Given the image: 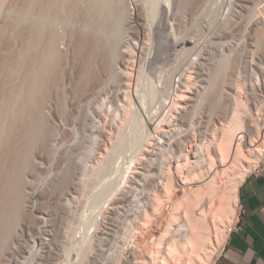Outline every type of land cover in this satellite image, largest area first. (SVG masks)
Masks as SVG:
<instances>
[{"label": "bare ground", "instance_id": "6f19581e", "mask_svg": "<svg viewBox=\"0 0 264 264\" xmlns=\"http://www.w3.org/2000/svg\"><path fill=\"white\" fill-rule=\"evenodd\" d=\"M4 1L5 0H0V10L3 6ZM68 1L69 0H43V2L42 1H40V2L39 1L38 2L32 1V2H30L29 8L30 9L37 8L44 15H46L48 13V11L52 10V9L58 13V12H60V10L63 9L66 2L68 3ZM73 1H74V3H72ZM136 1H138V0H72V2H71L72 7L74 6L73 9L82 5V7H81L82 8L81 9L82 10V14H81L82 16L81 17H82V20L84 22L83 23L84 29H83V33L81 34V35H83V37L82 36L80 37V38H82V41L79 40L80 42H79V46L77 48L82 49L80 51L85 53V55H86V51H87V60L85 61V59H84L85 63L87 62L86 64L84 63V66H87L86 72H85V70L84 71L82 70L85 73L84 76H86V75L89 76V74L91 73V75H90V77H91L94 74L92 71L88 72V71H90L89 68H91L90 64L93 61L92 59H95V57H97V55L99 56L98 52L103 51L102 58H103V61L105 63V66L110 71L109 76H111V78H112V76L113 77L115 76V78H116L118 75V77H119V81L117 80L119 89H118V91H116V90L115 91L118 92V94L124 95L125 101L128 102V103H126V106H125V103H124L125 101L124 102H123V100H122V102L120 101L121 104L123 103L122 104L123 108H121L124 112V114H122L123 116L120 114L121 109H119L120 111L118 109H116V110H118V114H120L123 117V119H124L126 114H127L126 118L129 119L128 117L131 115V114H128V113H130V109H129L130 107H131V109L135 110L134 106L139 105L137 102L136 103L138 105H134L136 103H133V101L135 102V100H133V97L135 99V95L138 96L137 98H139L138 100L140 102V106H138L139 108L137 107L136 109L138 110V109H141V107H142V108H144L143 110H146L145 108H146V104L148 101H147L145 92H144V94H145L144 95L143 93L140 94L141 89H140V92H139L138 88H136L134 90V92L132 89V86L134 84L133 81H134L135 75L137 73H139V71L143 72L142 69L140 68L141 70H139L136 74L134 73L137 70L138 62H141L144 59V61L142 62L143 64H141L142 67L147 64L148 69H151V71L154 72L155 70L157 71V69L159 67L158 63H161L164 59L170 57V54L172 55V53L169 54V49H170L169 47L173 46L171 44L172 41L170 42L171 39L169 40L170 35L169 36L167 35V37H166V36H164V34L160 33V31H163L162 29L168 28L169 20L170 19L178 20L181 16H183V12H185V11H186L187 15H189L190 19H193V20L194 19L198 20L200 18L202 19L203 17L212 16V15H215L216 13L220 12V10H218V8L217 9L213 8V5L217 3L216 0H162V1L161 0H140L142 2V5L140 8H136L137 7V6H135L137 4ZM254 1H257V0H254ZM259 1L261 2L262 0H258L257 2H253V0H232L229 3L230 7L227 8V15L225 17H227V19H237V18L243 19V17H245L246 15H250V11L253 9V4L257 5V3ZM263 2H264V0H263ZM191 4H195V6L202 4L204 8L199 11L195 8L194 5L192 6ZM222 5H223V3H222ZM199 7L201 9V6H199ZM217 7H219V6H217ZM223 7H225V6L223 5ZM107 8H109L111 10V12L113 13V17H112L114 19L113 25H112V20H110L111 18L108 17V16H111L112 14L108 15L109 13L106 12ZM254 8H255V6H254ZM219 14L218 15L221 16L222 11ZM179 20H181V19H179ZM134 21H136V24L134 23ZM15 24H17V23H15ZM110 24L112 25V28H111ZM114 25L115 26L117 25L116 31H115V28H113V27H115ZM123 25L124 26L128 25L127 26L128 28L126 30V32H127L126 34H125V31L123 34V31H122ZM235 27H238V26L236 25ZM109 28L111 30L112 29H114V30L111 31V30H109ZM118 28H119V30H118ZM124 30H125V28H124ZM174 30H175V28H174ZM229 30L227 29V30H225V32H222V31H224V30H222L221 32L216 33L214 37H216L217 39L220 40V42H219V46H220L219 48H221L220 52H223V51L226 52L225 50H229V52L222 53V57L220 58V59L224 60V62H222V64L224 63L223 67L224 68L225 67H230V68L232 67L234 69V67L236 66V63H237V59L239 57V55H238L239 54V48H241V47H239L240 44L237 45L239 48H237V46L235 47L234 45H233L234 47L231 46L233 44V41L228 40V38L233 37L235 33L234 34L232 33L233 27H232V30H230V31ZM109 31H111L110 33L111 34L113 33L114 36L111 35L110 33H108ZM113 31H115L117 33L113 32ZM121 31H122V33H121ZM167 31L169 32L168 29H167ZM193 32H195V31H193ZM169 33H171V32H169ZM54 34L55 33H53V35L50 34V36L47 37V39L45 38L46 39L45 46L41 52L39 51L38 56L35 54H34L35 55L34 56L32 54V56H34V57H32L30 54L31 57H30L29 62H31V58H32V60L34 59L36 61L35 62L36 65L33 64V62H34L33 61L32 64H33V66L34 65L35 66H34L33 70L31 68H30L31 70L29 69L30 71H32V72H30V74H28L27 76L25 75L26 78L23 80L24 82H23L22 86H20L19 88L17 87L18 89H15L16 87L15 88L12 87L13 89L10 90L11 91L10 94L12 97L10 96L11 97V104L8 108L9 121L8 122L6 121L5 123L1 122L2 124L0 126V131H3V132H4V130L2 128H4V129L6 128V130L8 128V130H7L8 134L7 133L5 134L6 136L8 135L6 137V139L8 141L7 142L5 141L6 142L5 148L6 149L3 148L6 152L3 151L4 154L2 152L1 154H3V156L1 155L2 158H0V182L2 181V183H0V251L2 250L3 252L5 251L4 247H6L8 245V243L10 244V242H9L10 240H11V244H14V243H12V236H11V235H14V230L12 231V229H14V228L10 229L11 228L10 225H12V216L14 215V212H16L15 209L19 208L23 204V203H17V201L22 202L20 200V196H19L20 194L18 195V193H21L20 192L21 190L19 188L20 185L24 184L22 182L23 178L21 177V173L23 174V172H21V173L19 172V171H22V170H19L20 166L23 165L22 164L23 162L27 164L29 157H31L29 154L30 149H31V153L33 154L34 149H32V148L36 147L37 145L38 146L39 145L45 146V145H47L48 141H49V143H51V141L49 139L51 137L53 138V136H51L52 134L51 135L48 134V132H51V131L45 130V126H46L45 124L46 123H45L43 114L41 112V107H42V104L44 102L45 95L48 91V87L49 86L51 87V85H54L56 83V80H58L57 78L59 76H57V75L59 74L60 70L63 69V67H62L63 61L66 59L65 58L66 53L62 51L63 53H65V56H64L63 53L61 54V52H59L60 51L59 48H57L55 46L57 38H55L56 35L54 36ZM121 34H122V36H121ZM165 34H166V32H165ZM185 34H183V38H181L182 35L180 37L182 39L183 43L186 39ZM119 35H120V37H119ZM174 35H176V33H174ZM187 36H188V33H187ZM38 37L39 36H37V38ZM41 37H43L42 34H41ZM176 38H177V40L175 41V39H174V42H176L178 44L177 41H179V40L181 41V39L178 37H176ZM261 38H263V37H260V41H257V49L258 50H264V39H261ZM38 40H36V42L32 44L34 46V48H36L38 46L37 44L40 43V41H38ZM190 40L191 39H188L185 45H187L188 41H190ZM230 42H232V43H230ZM31 43H30V45H31ZM239 43H240V40H239ZM177 44H175V46ZM32 45H31V47H33ZM184 48H187V47H184ZM24 49H26V48H24ZM79 49H78V52H80ZM147 49H149V51ZM83 50H86V51H83ZM175 50L177 53L176 55H179L182 52V49H179V48H177ZM146 51H148V52H146ZM255 51H256V48H255ZM144 55H145V57H144ZM207 58L209 59L208 56H207ZM207 58L205 56H201L202 60L200 59V61L197 63L195 61V63H193L192 65L190 63L191 66L187 67V69L183 73H181V74L179 73L180 76L178 79H176L177 87L175 90L173 89L174 95L172 97L170 96L171 97V99L169 98L170 101H167V103H166L165 100H159L156 103V105H154L155 107L157 105H159V107L157 106L158 108L157 107L156 108H157V112L159 111L160 114L157 116V118L151 114L149 119L148 118L147 119L149 120L148 124H150L155 129L156 133L151 134L149 137H147L148 140H146L145 141L146 143L144 142L145 144L142 145L144 147H141V152H139V153H141V156L139 155L140 160L138 159L139 160L138 162H139V164L141 163V166L137 167V165L135 166V164H134L132 169H131V172H129V171L123 172L122 171V173H120L118 180L115 183L113 182L114 184L113 183H111V185L108 184L107 185L108 187L105 188V189H107V191L109 193V194H107L105 199L106 200L111 199V201H110L111 203L112 202L113 203H116V202L119 203V201L117 199H116L117 200L116 201L114 198L117 197L118 192L119 191L121 192L122 189L125 191L126 187H129L130 188L129 190L131 192L133 191V189L134 190L138 189V187H140V189L142 190V192H141L142 196L140 198H141V201H142V199L144 201L143 202V208L140 207V208H142L141 209L142 211H140L139 210L140 208L137 207L136 210H139L140 213H139V216L137 215V218H138V219L136 218L137 221L135 220L136 225L133 223L135 225L134 228L136 229L137 237L138 236L142 237L141 234L144 231V229L146 228V225L148 224V222L150 220H152V218H154V215L159 210H161V208H163L162 206L164 204L165 199L174 193V190H175L176 186L178 185V183L180 185H182L184 188H188L189 190L194 191V193H196V199L192 200L191 203L187 204L186 206H184V208H182L181 217H183V218H181L180 220H177V221L175 220V222H173L172 224H169L163 230V232L157 237V241H156L154 251L152 252V254L149 256L148 255L146 256L139 249H138L139 251L137 249L134 250L135 249V247H134L132 251L130 250L131 251L130 255L134 256L135 263H133L131 259H130L131 260L130 263L132 262L133 264H212L211 261L213 262V260H214V259H212V257L216 253V251L218 250L217 244L221 241H224V242L226 241V238L228 237L227 232L229 230L230 225L233 222V218L236 220V217H237L236 207L238 206V202H239V198H238L239 185L245 179V177L248 176V174H250V172L257 165V162L259 159V152H260V148H261V143L263 142L262 140L264 138V105H262L261 107L259 106V104H256L255 107H253V106L250 107L247 105V103L242 98L243 96L241 95L243 87L245 86L243 82H240L241 80L239 81V79H236V82H234L235 80L232 79V81H231V79H230L231 82H228L226 80L227 78L224 76L225 80L228 83H230V85L232 86V87L230 86L231 89L236 90L237 93H235L236 94L235 96L232 95L231 92L229 93L234 98L232 115H230V117H228L226 122L224 120H222L221 117H219L218 120H219V123L221 124L220 126L215 121L213 122L214 128L212 127L213 128L212 132L209 131L211 133L210 139H208L210 137L209 135H207L208 137L206 136L204 140H203V138L199 137L201 139V141L196 139L197 133L202 134L201 131L199 132V130L202 127L201 123H204L201 121L202 120L201 118H200V120H198L199 119L198 118L197 121H194V117L197 116V115H195L196 113H194V114L192 113L195 116H192V114H191L193 119H192V121L189 120L188 122L185 121V120H187V118L186 119L184 118L185 119L184 120L183 118H180L178 115L181 112V110H184V111L188 110L187 108L193 104L192 103L193 101H195V99H196L195 97L198 93V87L202 86L198 82H201L203 84V83H205V81H207L206 76H208V75H206V70H205L206 65H209V64H206ZM210 59H212V58H210ZM253 60H254V58H253ZM19 63H20L19 66L21 67V62H19ZM222 64H221V66H222ZM22 65L24 66V64H22ZM101 65H103V64H101ZM30 66H32V65H30ZM60 66L62 68H60ZM138 67H141V66H138ZM144 67H146V66H144ZM59 68H60V70L57 71ZM220 69L221 68H219L218 70H220ZM159 70H161V69L159 68ZM62 72H61V74H62ZM55 74H56V77H55ZM61 74H60V76H61ZM94 75H96V74H94ZM84 76H83V78H84ZM140 76H142V75L140 74ZM96 77L94 79H92L93 80L92 84L88 88V90H86L87 92H86L85 97H89V98L92 97L95 99L97 96H100L103 91H106L107 88L106 89L104 87L99 88V87H101V84H102L101 82H103V81H100V79L96 80ZM217 77H218V75H217ZM91 78H93V77H91ZM220 78H222V77H220ZM137 79H135V80H137ZM89 80H90V78H89ZM139 80L141 81V77H139ZM80 81H82V80H80ZM86 81L87 80L85 79V82ZM138 81H136L135 83H137ZM164 81L162 80V82H164ZM90 82H91V80H90ZM88 83L86 84V88L88 86ZM107 83L110 84L109 82H107ZM138 84L139 83H137V85H135L134 87H137ZM155 84H156V82H155ZM114 86H115V84H114ZM208 86H210V85H208ZM78 87H80V86H78ZM105 87H107V86H105ZM115 87H117V86H115ZM149 88H151V87H149ZM155 91H157V90H155ZM155 91H154V93H155ZM119 96H117V99ZM154 98H155V95L152 94L150 96V99L154 100ZM254 98H256V97H254ZM103 99L104 98H102L101 100L103 101ZM114 99H116V97ZM107 100H110V99L108 98ZM119 100H120V98H119ZM196 100H199V99H196ZM98 101H100V100L98 99ZM200 103L202 105L203 102H199V104ZM100 104H99L100 108H101V106H104V107L106 106V107H108V109H111V110L113 109V108H110V106H108V103L105 104L104 102H102ZM110 104H112V103H110ZM199 104L197 106H199ZM154 106L152 108L153 110H154ZM197 106L195 107L196 109H197ZM177 107L181 110L177 109ZM98 109H99V106H98ZM98 109L96 111L100 110V109L99 110ZM150 109H151V107H150ZM128 110H129V112H128ZM137 110H136V112H137ZM2 111H4V109ZM126 111L128 113H126ZM116 112L114 111V114ZM151 112H152V110H151ZM157 112H155L156 115L158 114ZM4 113H6V112H4ZM94 113H97V112H94ZM101 114L105 115L106 113H101ZM142 114H143V112H142ZM148 114H150V113H148ZM107 115L108 114H106V117H107ZM99 116H102V115H99ZM116 116H117V113L114 117H116ZM198 116H201V115H198ZM95 117H97V116H95ZM103 117H105V116H103ZM111 118L113 119V121L115 120L113 117H111ZM126 118L124 120H126ZM106 119H108V118H106ZM260 119L263 120V122ZM95 120H96V118H95ZM99 120L100 119H97V121H99ZM121 120H122V118H121ZM124 120H122V122ZM97 121H95V122H97ZM118 121L117 122L114 121V122L118 123ZM204 121L206 122L205 119H204ZM107 122H108V120L104 121V125L102 127H100V129L102 128V130L99 131V132H101V134L103 135L104 138H102V140H103V144H101L102 146L98 145V146H101L98 148L99 150L97 151V154H96V157H98V159H99V157L101 159H103V157H106L108 155L110 156L108 150L111 148V151H113L112 149L114 147L113 143L111 144V142H113V141L116 142V140H112V137L115 138L114 137L115 133L112 132L111 127L107 128L108 124H109V123L107 124ZM146 122H147V120L145 119V123ZM207 122H209V121H207ZM101 123H103V122H101ZM111 123H110V125L113 124V123L112 124ZM120 124L122 125V123H120ZM204 124H207V127H206V129L208 128L207 130H209L210 125L212 126V124H209V123H204ZM250 125L253 126V128ZM116 126H118V124ZM204 126H206V125H204ZM204 126H203V128H205ZM249 126L251 127V129H249ZM62 127H65V126H62ZM118 127H119L118 129L121 130L123 125L118 126ZM97 128H99V127H97ZM149 128L150 127H148V129ZM206 129H204L202 131H207ZM114 132H115V130H114ZM209 132L207 134H210ZM119 133H117V134H119ZM148 133H152V132H150V130H149ZM178 133H183L182 135H184V136H185V134L187 135L188 133H190V135H192V137L189 135L188 136L191 138H194L195 141L191 140L189 138H187V140H186L187 136L184 138L182 135H180V139H178L176 137V135H178ZM123 134H125V133H123ZM156 134H158V135L155 136ZM204 134H205V132H204ZM204 134H202L201 137H203ZM120 135L122 136V133ZM120 135H119V137H120ZM98 136L100 137V135H98ZM137 136L140 137V134ZM3 137H1V138H3ZM54 137H55V140H53V141L55 142L57 138H56V136H54ZM65 137H66V135H65ZM116 137H117V135H116ZM138 137H135L136 141L138 140L137 139ZM182 137L185 140L181 139ZM155 138H157V140H158L157 142H156ZM61 139L62 138H60V140ZM2 140L4 141L5 138ZM60 140H59V143H60ZM186 141H188V143ZM54 142H52V143H54ZM108 142H110V144L112 145V146L110 145L111 146L110 148L107 146ZM56 143L57 142H55L54 144H56ZM51 144L47 145V149L45 148V152H42L44 147L41 148L42 151L40 153L36 151L37 153H39L38 157L40 159H42V160L48 159L49 160V158L51 156L50 154H52V150L54 148L53 146H55L54 144H52V146H51ZM56 147L57 146H55V148ZM55 148H54L53 156L55 155V153H57L55 151ZM39 150H40V148H39ZM158 151L160 152V155H159ZM176 152H178L179 154L175 155ZM5 153L7 155L10 154L11 156H13V154H14L15 160L13 159L14 162H13V160H10L13 162V165L9 168V170L6 169V167L4 166L5 158L3 160V157H5L4 156ZM86 153H88V152H86ZM166 154H168L169 157L165 156ZM83 157L84 156L79 157L80 162H81V159H83V161H84L85 157L84 158ZM96 157H95V159L97 160ZM106 158H108V157H106ZM158 158H159V160H158ZM53 160H55V159H53ZM104 160H105V158H104ZM10 161L7 160L8 163ZM49 161H51V160H49ZM140 161H142V162H140ZM51 163H53V162H50V164ZM97 163L98 164H95V165H97L98 171H99V169L102 170L105 167V164L103 165V162H101L103 168H101V165H99V162H97ZM50 164L48 166H50ZM86 167H87V165H86ZM94 167H95L94 171L96 170V172H98L96 169V166H94ZM23 168L24 167H22L21 169H23ZM88 168L89 167H87V169ZM87 169H84L82 172L78 171V173H81V174H77L78 176H75L74 179L71 176V182L68 183L67 193H66L67 195H69L71 197L70 198L66 197L67 201H69V200H71V202H73L72 200L76 201V198L78 196H76L74 193H77L79 191L82 192V190H79V189L81 187H83V184H84V183L82 184V180H84L83 175L87 176L86 175L87 173H85L86 172L85 170H87ZM76 173H77V171H76ZM80 175L83 178L79 177ZM94 175L97 176L96 174H94ZM104 175H105V173H104ZM92 177H93V175H92ZM21 178H22V180H21ZM102 180H103V178H102ZM137 184L140 186H138ZM2 185H3V187H2ZM21 189H22V187H21ZM14 190L19 191V192H17L18 198L17 197L15 198L16 192H14ZM129 190H126V191H129ZM23 191H24V189H23ZM31 191H29V192H31ZM56 191H57V189H56ZM124 191L122 192V194L124 193ZM130 191H129V194H131ZM53 192H55V191H53ZM35 194H36V192H35V190H33L30 195L33 196ZM13 195H14V199H13ZM201 195L203 197L202 201L200 199L201 197H199ZM120 196L121 195H119L118 198H121L123 201L124 199L122 198V196L121 197ZM198 197L200 200L197 199ZM37 198H38V195H37ZM103 201H105V200L103 199ZM136 201L138 202V200H136ZM197 201L199 203L201 202L200 205ZM42 202L43 201H41V203ZM137 202H136V204H137ZM24 203H26V201ZM33 203H35V202L33 201ZM69 203H70V201H69ZM102 203H104V202H102ZM123 203H125V201ZM99 204H100V206L104 205V204H101V202ZM105 204H106V201H105ZM23 205H25V204H23ZM28 205L29 204L26 203L25 207ZM33 205L34 204L29 205V206H31V208H29L31 210V212L36 210V208H34L35 206H33ZM108 205H110V204H108ZM118 205L115 204L113 206H115V207L118 206L117 208H119L120 204H118ZM123 205L121 204V207H123ZM197 205H199V207ZM14 206H15V209H14ZM16 206H18V207L16 208ZM21 207H20V209H22ZM25 207H23V209ZM132 207H134V202L132 204ZM17 210H19V209H17ZM112 210H117V209L112 208ZM137 212L138 211L135 212L133 210V212L131 214H133V213L136 214ZM32 214H34V212ZM26 217L30 218V216H28V215ZM106 217H107V215H106ZM24 220H26V222H23L22 225L20 224L21 227L20 226L18 227V230L20 232L15 233L16 234L15 239H16L17 243L20 244L19 247H17L18 245L16 246L17 253L12 254L13 249L10 247L12 245H10V246L8 245L12 249L11 254L9 253L11 255V258H8V260H12V257L16 258V261L18 264L20 262L19 257L23 256V254L26 251V248L27 247L31 248L33 246V244H31L32 245L31 246L28 243L29 241H27V239H25V237L30 236L31 239L29 237L28 238L30 240H33L31 236L34 234V231L36 230V228L35 229L32 228V227H36L35 224H34L35 225L34 226L31 222V224L33 225L32 226L29 223V221L27 222V219H24ZM13 221H15V220L13 219ZM93 222H94V220H93ZM91 225H93V223ZM12 227H14V226L12 225ZM37 227H39V226H37ZM15 228H17V227H15ZM39 228H41V227H39ZM103 228L104 227H102L101 230L106 231V229L105 228L103 229ZM46 229L44 227V230H46ZM39 232H41V230H39ZM95 232H96V230H95ZM38 233L36 231L37 235H39ZM107 233H110V232H107ZM41 234H42V232H41ZM46 234H47V232H46ZM34 237H36V236H34ZM137 237L135 239H139V237L138 238ZM44 238H46V237H44ZM34 240H33V242H34ZM41 240H42V238H41ZM110 240H111V238H110ZM129 240H130V238H129ZM13 241H15V240H13ZM16 241H15V244H16ZM55 241H56V239H55ZM39 242L41 244V249L43 252L41 251L42 253H39V255L37 256L36 259L31 257L33 259V262L31 261L30 263L26 262L29 259V257H27L28 255H27L26 258H28V259L24 260L25 261V262H23L24 264L25 263H27V264H32V263L33 264H63V261L61 258L63 256V254H65V252L67 251V248H68V246H66L64 244L63 240L61 241L59 239V242L56 241L58 243L55 242L56 246H57L56 249H51V248L48 249L47 246L49 247V245L46 244L47 243L46 241L42 240ZM35 244H36V242H35ZM112 244H114V243H112ZM116 244H118V243H116ZM9 247L7 249L8 251H9ZM125 248H129V247L127 246ZM137 248H139V247H137ZM69 249L70 248H68V250ZM130 249H132V247ZM110 250H112V249H110ZM110 250L108 253L106 251L101 252V256H100L99 260L102 264H109L110 260H111V264H118L119 259H117V257L119 258V256H114V254H113L114 258H112L110 255V253H111ZM28 251L31 252V251H33V249L31 251L28 249ZM3 252H1V253H3ZM33 252L31 253L32 255H33ZM36 253H38V252H36ZM35 257H36V255H35ZM6 260H7V258H6ZM82 260H83V258H82ZM10 262L11 261H8V263L7 262L6 263L10 264ZM120 262L122 264L121 259H120ZM2 263H4V262H2ZM95 263L97 264V260Z\"/></svg>", "mask_w": 264, "mask_h": 264}, {"label": "rangeland", "instance_id": "374dc122", "mask_svg": "<svg viewBox=\"0 0 264 264\" xmlns=\"http://www.w3.org/2000/svg\"><path fill=\"white\" fill-rule=\"evenodd\" d=\"M32 1L33 2L34 1H37V2L42 1L43 2V0H29V1L28 0H5L3 2V6L0 10V114H1L0 115V126L2 123L9 121L8 108L11 104V97H12L10 94L11 93L10 90H12L15 87H16L15 89H18L20 86H22V84L24 82L23 80L26 78V76L28 74H30V72H32L30 70L31 69L33 70L34 66L36 65V63H35L36 61L34 59L32 60V58H31V62H29L30 57L32 56V54L33 55L35 54L38 56L39 51L41 52L45 46V43H46L45 41H46L47 37H49L50 34L53 35V33H55L54 36L56 35L57 37L55 36V38L58 39V40L56 39V45L55 46L57 48H59L60 51L57 48L56 49L59 52H61V54L63 52H65L66 53V57H65L66 59L64 58L65 60L63 61V65H64V66L62 65L63 69L60 70V68H62L60 66V68L57 70V71L60 70L59 74L57 73L58 74L57 76H59L57 78L58 80H56V83L54 85H51V87L50 86L48 87V91L45 95L44 102H43L42 107H41V112L43 114V117H44V120L46 123L45 124L46 125L45 130L51 131V132H48V134H50V135L52 134L51 136H53V138H54L53 139L49 135L52 138V139L50 138L49 140L52 143V142H54L53 140H55L54 136H56V138H57L55 141L57 143L56 144H54L55 142L52 143L55 146H57L56 148H55V146H53L57 153H55V155L53 156V153H54V148H53L52 154H50L51 156L49 158V160H51V161H49L48 159L42 160L38 157V154L42 151L41 148L44 147L42 152H45V148L47 149V145L51 144L48 141L49 144L47 143V145H45V146H42V145L38 146L37 145L36 147L32 148V149H34L33 154L31 153V149H30L29 154L31 157H29V160H28L29 163L26 161L27 164L24 162L22 163L23 165L20 164L21 166H20L19 170H22V171H19V172L20 173L23 172V174L21 173V177L23 178V180H22V178H21V180L24 184L22 183L23 185H20L19 188L21 190L20 191L21 193H18V195L20 194L19 196H20V200L22 202H18L17 200L16 201H17V203H23L25 205H26V203L29 205L34 204L33 206H35L34 208H36V210H34L33 211L34 214H32L33 212H31V210L29 209V208H31V206H29V205L26 206L27 207L26 208L25 205L22 204L23 206L22 205H21L22 207L20 206L22 209H20V207L17 208L18 206H16V208L19 209L20 211L15 209V206H14V209L16 210V212H14V215L12 216V225L14 227H12V225H10L11 226L10 229L14 228V229H12V231L14 230V235H11L12 236V243H14V244H11V240H10L9 241L10 244L8 243V245L9 246L12 245L13 247L15 246L14 248L12 246H10V247L13 249L12 254H16L17 253L16 246L18 245L17 247H19L20 244H18L16 239H15L16 238L15 233L20 232L18 230V227L19 226L21 227L22 223L26 222V220H24V219H27V222L29 221L30 224L32 222L33 225L34 224L36 225V227H32L33 229L36 228V230L34 231V234H33L36 237H34L33 235L31 236L33 240L35 239L34 242H33V240H30L31 239L30 236H28L30 239L28 237L24 236L25 239H27V241H29L28 243L30 245L33 244V246L31 245L32 246L31 248H29V247H27V248L30 251L33 249L34 252L33 251L29 252L28 249L26 248V251L23 254V256L19 257L20 258L19 264L20 263L24 264L23 263V262H25L24 260L28 259V258H26L27 255H28L27 257H29V259L26 262L30 263L31 261L33 262L32 258L36 259L37 256L39 255V253L43 252L41 249V244L39 241H42V240L46 241L47 242L46 244L49 245V247L47 246L48 249H50V248L56 249V247H57L56 243L59 242V239L61 241L63 240L64 244L66 246H68V248H70L69 249L70 251L67 248V251L65 252L66 255L63 254V256L61 258L63 261V264L64 263L65 264H74V263L75 264H96L95 263L96 260H97V264H102L99 260V258L101 256V252L106 251L108 253L110 249H112V250H110V252H111L110 255L112 258H114L113 254H114V256H119V258L117 257V259H119V262L117 261L118 264H121L120 259L122 260V264H133V263H135V260H134L135 258H134V256L130 255L133 248L135 247L134 250L139 249L146 256L151 255L152 252L154 251V247H155V244L157 241V237L163 232V230L169 224H172L173 222H175V220L177 221V220H180L181 218H183V217H181L182 208H184V206H186L187 204L191 203L192 200L196 199V193H194V191L189 190L188 188H184L182 185H180L178 183L179 186L178 185L176 186L174 193L165 199L164 204L162 206L163 208H161V210H159L154 215V218H152V220L149 221L150 223L148 222V224L146 225V228L144 229V231L141 234L142 237L138 236L139 239H135L137 237V233H136V229L134 227H135L136 221L138 219L137 215L139 216L140 211H142L141 209L143 208V202H144L143 199L141 201V198H140L142 196V194H141L142 190L140 189V187H138V189H135V190L132 188L133 191L131 192L129 190L130 188L126 187L125 191L122 189L121 192L120 191L118 192L117 197L114 198L115 200L117 199L119 201V203H117V202L111 203L110 202L111 199H109V200L105 199L107 194H109L107 189H105V188L108 187L107 186L108 184L111 185V183H113V182L115 183L118 180L120 173H122V171L123 172H128V171L131 172V169H132L134 164H135V166L137 165V167L141 166V163L139 164V162H138L140 160L139 155L141 156V153H139V152H141V147H144L142 145H144L146 143L145 141L148 140L147 137H149L151 134L156 133L155 129L150 124H148V121H149L148 119H149L151 114L154 115V117H156V118L160 114L159 111L157 112V108L159 107V105H157L158 107L156 106L157 108L154 105H156V103L159 100H165L166 103H167V101H170L171 97L174 95L173 94L174 90L177 87L176 79L179 78L180 74L183 73L187 69V67H189L193 63H195V61H196V63L199 62L201 59V56H205L206 58H207V56L209 57V59L207 58V62H206V64H209V65H206V67H205L206 75H208V76H206L207 81H205V83H203V84L201 82H198L202 86L198 87V93H197L195 98L199 99V100L195 99V101L192 102L193 104L187 108L188 110H185V111L181 110L177 107V109L181 110V112H180L181 114L180 113L178 114L179 117L183 118V119L187 118V120L184 119L187 122L189 120L192 121V119H193L192 116L197 115L194 117V121H197L198 118H199L198 120H200V118H201L202 122L212 124V126L210 125L209 130H207L208 129V128L206 129L207 124L201 123L202 127L200 128L199 132L201 131L202 134H204V132H205L206 135L204 134V136L201 137L202 134L197 133L196 139L201 141L200 138H203V140H204L207 135L210 136L211 135L210 132H212V129L214 128L213 122L215 121L219 126L221 125L219 123V120H218L219 117H221V119L226 122L228 117H230V115H232V110H233L232 108H233V104H234L233 103L234 98L232 95L235 96L236 95L235 93H237L236 90L231 89L232 86L230 85V83H228V82H231L232 79L235 80L234 82H236V79H239V81L241 80L240 82L244 83L245 86L243 87L241 95L243 96L242 98L247 103L248 106L255 107L256 104H259V106L261 107L262 105H264V50H258L257 49V41H260V37H263L261 39H264V34H263L264 33V2L262 0L261 2L259 1L257 3V5L253 4V9L250 11V15H246L245 17H243V19L242 18L227 19V17H225L227 15V8L230 7L229 3L232 0H216L217 3L214 4L215 6L213 5V8H216V9L218 8V10H220V12H218L212 16L203 17L202 19L200 18L198 20H196V19L193 20V19H190L189 15H187V13L185 11V12H183V16H181L179 18L181 20L183 19L182 21L179 19H178L179 21L176 19H170L171 21L169 20V22H168L170 24V25L168 24V28L162 29L163 31H160V33L164 34V36H166V37H167V35L168 36L170 35L169 40L171 39L170 42L172 41L171 44L173 46L169 47L170 48L169 54L172 53V55L170 54V57L164 59L161 63H158L159 67H158L157 71L155 70L154 72L151 71V69H148L147 64L144 65L146 67H144V66L142 67L141 64H143L142 62L144 61V59H143V61L138 62L137 70L134 73L136 74L141 69L143 72L139 71V73L141 72L140 74L142 76H140L139 73H137L138 75L137 74L135 75L134 81H133L134 84L132 86V89H133V92L136 88L139 89V92L141 89L140 94H142V93L144 94V92H145L146 98L148 101V102L147 101L146 102L148 105L146 104V108H145L146 110H143L144 108H142V107H141V109L137 110L136 108L138 106H140V102L138 100L139 98H137L138 96L135 95V99L133 97V100H135V102L133 101V103L137 102L139 105L137 103L134 104V105H138V106H134L135 110L131 109V107H130L129 108L130 113H128L129 110H128V112L126 111V113L131 114V115L128 117L129 119H127L126 118L127 114H126L124 117V119L126 118V120H124L122 117L123 116L122 114H124V112L121 109V108H123V106H122L123 103L121 104L120 101L122 102V100H123V102H124L125 97H124V95L118 94V92H116L119 89V86H118L119 77H118V75L116 78H115V76L114 77L112 76V78H111V76H109L110 71L105 66V63H104L103 58H102L103 51H99L98 52L99 56L97 55V57H95V59H92L93 61L91 60L93 63L92 62H91V64L89 63L91 68H89L90 71H88V72L92 71L96 75H94L92 73L93 75L91 77H93V78L90 77L91 73L89 74V76L88 75L84 76L85 73L83 71L85 70V72H86V67H87V66H84V63L87 60V51L83 50V51H86V55H85V53L80 51L82 49L77 48L79 46V42H80L79 40L82 41V38H80V37L81 36L83 37V35H81V34L83 33V29H84L83 28L84 22H83L82 17H81L82 16L81 15L82 14V10H81L82 5L73 9L74 6L72 7V4H71L72 0H69L68 3L66 2L63 9L60 10V12L57 13L55 10L52 9V10H49L46 15H44L37 8H33L34 10L29 8L30 2H32ZM257 1L253 0V2H257ZM72 3H74V1ZM136 3H137L135 5V6H137L136 8H140L142 5V2L140 0H138V1H136ZM222 3L225 7H223ZM191 5L195 6V4H191ZM199 6H201V9ZM217 6H219V7H217ZM254 6H255V8H254ZM195 8L200 11L204 7L202 4L201 5L199 4L198 6H195ZM221 11H222V15L219 16L220 15L219 13H221ZM106 12L109 13L108 15L112 14L111 16H108V17L111 18V19L110 18L109 19L112 20V25H113L114 24L113 23L114 19L112 18L113 13L111 12V10L109 8H107ZM15 23H17V24H15ZM134 23L136 24V21H134ZM235 24L238 27H235L236 26ZM112 25L110 24L111 28H112ZM127 26L128 25H125V26L123 25V27L125 28V30H124V28L122 27L123 34H124V31H125V34L127 33L126 32V30L128 28ZM232 27H233V30H232ZM113 28H115V31H116L117 25ZM174 28H175V30H174ZM167 29L171 33H169L167 31ZM227 29L232 30V33L236 34V35L234 34L233 37L228 38V40L233 41V44L231 46L236 47L237 45L240 44L239 47H241V48H239L237 46V48H239V54H238L239 57L237 59V63H236V66L234 67V69L232 67L231 68L230 67H225V68L223 67L224 63L222 64V62H224V60H222L220 58L222 57V53L229 52V50L224 49L226 52H224V51L220 52L221 51L220 50L221 48H219L220 47L219 46L220 40L217 39L216 37H214L216 33L221 32L222 30H224L222 32H225V30H227ZM109 30H111V29L109 28ZM112 30H114V29H112ZM118 30H119V28H118ZM111 31H109L108 33H110ZM115 31H113V32H115ZM122 31H121V33H122ZM193 31H195V32H193ZM165 32H166V34H165ZM115 33H117V32H115ZM174 33H176V35H174ZM187 33H188V36H187ZM41 34L43 37H41ZM183 34H185V38H186L184 43L182 42V39H181V38H183ZM111 35L114 36L113 33ZM181 35H182V37H181ZM37 36H39V37L37 38ZM121 36H122V34H121ZM119 37H120V35H119ZM176 37H178V38L181 37L180 38L181 41L180 40L177 41L178 44L176 42H174V39H175V41L177 40ZM43 38L44 39L46 38V39L44 40ZM188 39H191V40L188 41L187 45H185ZM36 40L40 41V43L37 42L38 46L36 48H34V46L32 44L35 43ZM239 40H240V43H239ZM30 43L33 47H31ZM230 43H232V42H230ZM175 44H177V45L175 46ZM184 47H187V48H184ZM24 48H26V49H24ZM177 48L182 49V52L179 54L180 56L176 55L177 53H176L175 49H177ZM255 48H256V51H255ZM78 49L80 52H78ZM147 50L149 51V49H147ZM148 51H146V52H148ZM65 53H63L64 56H65ZM30 54H31V56H30ZM34 56H32V57H34ZM144 57H145V55H144ZM210 58H212V59H210ZM253 58H254V60H253ZM84 59H85V61H84ZM19 62H21V67L19 66V64H20ZM32 62H33V64H35L34 66H33ZM190 63H191V65H190ZM22 64H24V66ZM101 64H103V65H101ZM221 64H222V66H221ZM30 65H32L33 67ZM138 66H141V67H138ZM159 68L162 71L159 70ZM219 68H221V69L223 68V69L218 70ZM61 72H62V74H61ZM219 72L220 73L222 72V73L220 74ZM60 74H61V76H60ZM217 75H218V77H217ZM83 76H84V78H83ZM94 76L95 77L97 76L96 80L100 79V81H103V82H101L102 84H101V87H99V88H103V87L105 89L107 88L106 89L107 92L103 91L104 90L103 89L102 94L95 98L96 100L92 97L91 98L85 97L86 92H87L86 90H88V88L91 86L92 81H93L92 79L95 78ZM224 76L227 78L226 80L228 82L225 80ZM55 77H56V74H55ZM139 77H141V81L139 80ZM220 77H222V78H220ZM89 78H90L91 82H90ZM85 79L87 80L86 82H85ZM135 79H137V80H135ZM230 79H231V81H230ZM80 80H82V81H80ZM162 80L163 81L165 80V81L162 82ZM106 81L109 82L110 84H108ZM136 81H138L137 83H139V84L137 87H134L135 85H137V83H135ZM155 82H156V84H155ZM87 83H88V86L86 88ZM114 84L117 87H115ZM77 85L80 87H78ZM208 85H210V86H208ZM105 86H107V87H105ZM149 87H151V88H149ZM155 90H157V91H155ZM154 91H155V93H154ZM230 92L232 93V95L229 94ZM151 93L155 95L154 100L150 99V96L152 95ZM117 96H119L118 99H117ZM115 97H116V99H114ZM254 97H256V98H254ZM102 98H104L105 100L103 99V101H102L101 100ZM108 98L111 101L107 100ZM119 98H120V100H119ZM98 99L100 101H98ZM102 102H104L105 104L108 103V106H110V108H113V109L112 110L108 109V107H106V106L105 107L101 106V108H100V105H101L100 103H102ZM199 102H203L202 105H201V103L199 104ZM110 103H112V104H110ZM124 103L126 106V103H128V102L125 101ZM198 104H199V106H197ZM97 105L99 106L100 110L98 109ZM153 106H154V110L152 109ZM196 106H197V109L195 108ZM150 107H151V109H150ZM3 109H4V111H2ZM97 109L99 111H96ZM116 109H118V110L121 109V111L120 110L119 111H120V114L122 116L120 114H118V110H116ZM136 110H137V112H136ZM151 110H152V112H151ZM114 111L115 112L117 111L116 112L117 118L114 117L116 115V113L114 114ZM4 112H6V113H4ZM94 112H97L98 114L94 113ZM142 112H143V114H142ZM155 112H157L158 114L156 115ZM101 113H106L108 115L106 117V114L103 115ZM148 113H150V114H148ZM192 113L193 114L196 113V114L193 115ZM191 114H192V116H191ZM94 115L97 116L98 118L95 117ZM99 115H102V116H99ZM198 115H201V116H198ZM103 116H105V117H103ZM111 117H113L115 119L114 120L115 122H117L119 119L121 120V118L124 121L122 122V120L121 121L119 120L120 122L118 121V123H115ZM95 118H96V120H95ZM106 118H108V119H106ZM144 118L147 120L146 123H145ZM97 119H100L101 121L99 120L100 121L99 122V121H97ZM204 119L206 120V122L204 121ZM107 120H108L107 124L109 123L107 128L111 127L112 132L115 133L114 134L115 136L112 134L115 137V138L112 137V140H116L117 143L114 141L111 142V144L113 143V145H114V147L112 149L113 151H111L110 147L112 145L110 144V142H108L107 146L110 148L108 150L110 156L109 155L106 156L108 158L103 157V159H101L99 157V159H98V157H96V154H97V151L99 150L98 148L102 146L101 145V144H103L102 138H104L103 135L101 134V132H99V131L102 130V128L100 129V127H102L104 125V121H107ZM95 121H97V122H95ZM207 121H209V122H207ZM261 121L263 122V120H261ZM101 122H103V123H101ZM110 123L112 125H110ZM120 123H122V125H123L122 128L120 127L121 130L118 129L119 128L118 126H122ZM117 124H118V126H116ZM204 125H206V126H204ZM62 126H65V127H62ZM203 126L205 128H203ZM250 126H249V129H251V127L253 128V126H251V127ZM97 127H99V128H97ZM148 127H150V128L148 129ZM2 129L4 130V132L0 131V134L2 135V136L1 135L0 136L1 137L4 136V137L3 138L0 137V144H1L0 145V149H1L0 150V158H2V156L4 154L3 151H5L4 149H6L5 143L8 141L6 139V137L8 135L7 136L5 135L7 133L8 128H7V130H6V128L5 129L2 128ZM204 129H206L208 132L210 131L209 132L210 134H207L208 133L207 131H202ZM114 130H115V132H114ZM149 130L152 133H148ZM137 132L140 134V137L137 136V135H139ZM117 133H119V134H117ZM121 133H122V136L120 135ZM123 133H125V134H123ZM182 134L183 133H178V135H176V137L178 139H180V135H182ZM65 135L67 138L65 137ZM98 135H100L101 138ZM116 135H117V137H116ZM119 135H120V137H119ZM157 135L158 134H156L155 136H157ZM188 135L192 137V135H190V133H188L187 135L185 134V136L184 135H182V136L184 138L187 136L186 140H187V138L194 140V138H191ZM135 137H138L137 139L138 140L140 139L139 141L142 144L137 140L139 142L138 143L136 141ZM183 137L181 139H184ZM4 138H5V140L3 141L2 139H4ZM60 138H62L61 139L62 141L60 140ZM157 138H155L156 142L158 141ZM210 138H211V136L208 139H210ZM59 140H60V143H59ZM186 142L188 143V141H186ZM52 144H51V146H52ZM2 145L3 146L5 145V146L3 147ZM98 145H101V146H98ZM39 148H40V150H39ZM84 150L88 153H86ZM36 151L39 153H37ZM2 152H3V154H1ZM158 153L160 155L159 151H158ZM178 154H179L178 152L175 153V155H178ZM4 156H5V157H3V160L5 158L4 166L6 167V169L9 170V168L13 165V162L15 160L14 154H13V156H11L10 154L7 155L5 153ZM81 156H84L85 158L83 157L84 161H83V159H81V162H80L79 157H81ZM165 156H168V154H166ZM95 157L97 158V160L95 159ZM104 158H105V160H104ZM53 159H55V160H53ZM7 160L8 161L13 160V162L10 161L8 163ZM158 160H159V158H158ZM50 162H53V163L50 164ZM97 162H99V165H101V168H103L102 163H101V162H103V165L105 164V167L102 170L99 169V171H98L97 165H95V164H98ZM140 162H142V161H140ZM48 163L50 164V166H48L49 165ZM86 165H87V167H89L88 169H87ZM94 166H96V169L98 172H96V170L94 171V169H95ZM22 167H24V168L21 169ZM84 169H87V170H85L86 172L84 171L85 173H87L86 174L87 176L83 175L84 178L81 175L79 176V177H82L84 179V180H82V184L84 183L83 187H81L82 189L81 188L79 189V190H82V192L79 191L77 193H74L78 197L76 198V201L72 200L73 202H71V200H69L70 201V203H69V201H67L66 197L70 198L71 196L67 195L66 193H67L68 183L71 182V176L74 179L75 176H78L77 174H81V173H78V171L82 172ZM76 171H77V173H76ZM104 173H105V175H104ZM94 174H96V175L98 174V175L95 176ZM92 175H93V177H92ZM102 178H103V180H102ZM0 183H2V181ZM138 186H140V185H138ZM2 187H3V185H2ZM21 187H22V189H21ZM23 189H24V191H23ZM56 189H57V191H56ZM31 190L32 191L35 190L36 194L38 195V198H37L36 194L33 195L34 197L30 195L32 192ZM126 190H129L131 194H129V191H126ZM27 191L28 192L31 191V192L28 193ZM53 191H55V192H53ZM123 191H124V193L122 194ZM14 192H16V195L14 194L15 198L16 197L18 198L17 192H19V191L14 190ZM14 195H13V199H14ZM119 195L122 196V198L124 199L123 201L121 198H118ZM123 196L125 198L126 197L127 198L125 199ZM199 197H201L200 199L202 201V198H203L202 195ZM199 197L197 198L198 200H200ZM103 199L106 201V204H105V201H103ZM136 200H138V202ZM25 201H26V203H24ZM33 201L35 203H33ZM41 201H43V202L41 203ZM124 201H125V203H123ZM100 202H101V204H104V205L100 206V204H99ZM102 202H104V203H102ZM133 202H134V207H132ZM136 202H137V204H136ZM200 203H199V205H200ZM108 204H110V205H108ZM115 204L116 205L120 204V207L117 208L119 205L117 207L113 206ZM121 204L122 205L124 204L123 207H121ZM199 205H197V206L199 207ZM23 207H25V208L23 209ZM137 207L138 208L142 207V208H140L139 209L140 211H139V210H136ZM112 208H114V209L116 208L117 210H112ZM133 210L135 212L136 211H138V212L136 214L135 213L131 214L133 212ZM237 210H238V206L236 207V212H237ZM27 215L30 216L31 219L29 217H26ZM106 215H107V217H106ZM13 219L15 221H13ZM93 220H94V222H93ZM234 222H235V219L233 218V222L230 225L229 229L232 227ZM92 223H93V225H91ZM37 226H39L41 228H39ZM15 227H17V228H15ZM44 227H45V229L46 228L47 229L44 230ZM100 227L101 228L104 227L106 229V231L110 232V233H107L105 230L104 231L101 230ZM39 230H41L42 234H41V232H39ZM95 230H96V232H95ZM36 231H37V233L39 232L38 233L39 235L36 234ZM46 232H47V234H46ZM228 233H229V230H228L227 234ZM44 237H46L47 239ZM41 238H42V240H41ZM110 238H111V240H110ZM129 238H130V240H129ZM55 239L58 242H56ZM13 240L16 241V244H15V241H13ZM35 242H36V244H35ZM112 243H114V244H112ZM116 243H118V244H116ZM224 243H225L224 241H221L217 244L218 250L216 249L217 251L213 255L212 259H215L219 255ZM8 245L6 247H4V249H5L4 252L2 250L0 251V259H1L0 264H7L8 261H11L10 264H18L16 261V258L12 257V260H8V258H11L10 254L12 251V249ZM127 246L129 248H125ZM136 246L139 248H137ZM8 247H9V251L7 250ZM131 247H132V249H130ZM1 252H3V253H1ZM32 252H33L34 256L31 254ZM36 252H38V253H36ZM35 255H36V257H35ZM6 258H7V260H6ZM82 258H83V260H82ZM130 259L132 260L133 263L132 262L130 263V261H131ZM2 262H4V263H2ZM27 263H25V264H27ZM211 263H212V261H211ZM109 264H111V260H110Z\"/></svg>", "mask_w": 264, "mask_h": 264}, {"label": "crops", "instance_id": "0c3cea01", "mask_svg": "<svg viewBox=\"0 0 264 264\" xmlns=\"http://www.w3.org/2000/svg\"><path fill=\"white\" fill-rule=\"evenodd\" d=\"M238 198L233 230L212 264H264V177L248 174Z\"/></svg>", "mask_w": 264, "mask_h": 264}, {"label": "built area", "instance_id": "2783aa9c", "mask_svg": "<svg viewBox=\"0 0 264 264\" xmlns=\"http://www.w3.org/2000/svg\"><path fill=\"white\" fill-rule=\"evenodd\" d=\"M262 141L263 142L261 143V148H260V152H259V159H258L257 165L250 172V174H253L256 177H264V138ZM238 207H239V205H238ZM237 217H238V211H237ZM233 227H234V224L229 229V233L233 230Z\"/></svg>", "mask_w": 264, "mask_h": 264}]
</instances>
